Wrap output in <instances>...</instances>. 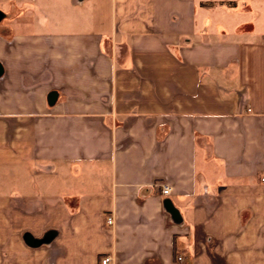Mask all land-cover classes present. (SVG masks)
<instances>
[{
  "label": "crops",
  "instance_id": "crops-1",
  "mask_svg": "<svg viewBox=\"0 0 264 264\" xmlns=\"http://www.w3.org/2000/svg\"><path fill=\"white\" fill-rule=\"evenodd\" d=\"M0 13V264H264V0Z\"/></svg>",
  "mask_w": 264,
  "mask_h": 264
},
{
  "label": "built area",
  "instance_id": "built-area-1",
  "mask_svg": "<svg viewBox=\"0 0 264 264\" xmlns=\"http://www.w3.org/2000/svg\"><path fill=\"white\" fill-rule=\"evenodd\" d=\"M264 180V179H263ZM156 186L159 188L160 190V194L162 196H168L171 192V188L168 184H156ZM108 225H112L113 224V218L112 217H107L106 220ZM111 257L110 256H106L101 260V264H108L110 262ZM176 261L178 262V264H184L183 263V258L182 256L178 255L176 257Z\"/></svg>",
  "mask_w": 264,
  "mask_h": 264
},
{
  "label": "water",
  "instance_id": "water-1",
  "mask_svg": "<svg viewBox=\"0 0 264 264\" xmlns=\"http://www.w3.org/2000/svg\"><path fill=\"white\" fill-rule=\"evenodd\" d=\"M0 16H1V13H0ZM1 66H0V73H1ZM26 241L29 243V244H31V245H34V244H38L39 242H41L40 240H35L32 236H30V235H27L26 236Z\"/></svg>",
  "mask_w": 264,
  "mask_h": 264
}]
</instances>
